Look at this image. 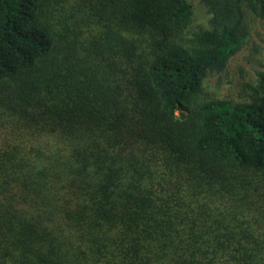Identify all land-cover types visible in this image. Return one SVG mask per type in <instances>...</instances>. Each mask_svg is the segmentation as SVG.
I'll return each instance as SVG.
<instances>
[{
	"label": "trees",
	"instance_id": "1",
	"mask_svg": "<svg viewBox=\"0 0 264 264\" xmlns=\"http://www.w3.org/2000/svg\"><path fill=\"white\" fill-rule=\"evenodd\" d=\"M0 0V264H264V71L203 99L264 0Z\"/></svg>",
	"mask_w": 264,
	"mask_h": 264
},
{
	"label": "rangeland",
	"instance_id": "2",
	"mask_svg": "<svg viewBox=\"0 0 264 264\" xmlns=\"http://www.w3.org/2000/svg\"><path fill=\"white\" fill-rule=\"evenodd\" d=\"M192 17L186 33L209 28V14L201 0H186ZM264 71V17L246 21V37L221 71L209 72L203 82L202 98L246 103L253 98L258 75Z\"/></svg>",
	"mask_w": 264,
	"mask_h": 264
}]
</instances>
